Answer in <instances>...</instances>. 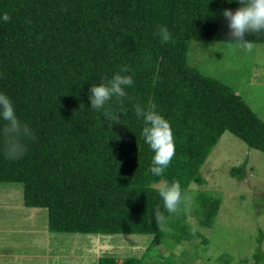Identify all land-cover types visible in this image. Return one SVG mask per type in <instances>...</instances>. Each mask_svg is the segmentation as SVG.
Segmentation results:
<instances>
[{
  "label": "trees",
  "instance_id": "1",
  "mask_svg": "<svg viewBox=\"0 0 264 264\" xmlns=\"http://www.w3.org/2000/svg\"><path fill=\"white\" fill-rule=\"evenodd\" d=\"M239 6L237 0H0V17L10 16L0 19V93L34 136L24 141V156L10 160L0 132V181L20 183L23 205L44 209L54 234H142L151 247L163 237H187L183 213L165 212L171 232L158 230L153 211L164 209L153 185L175 179L184 192L204 183L200 166L223 131L264 153V122L229 86L185 61L190 40L229 41L222 12ZM159 25L170 32L169 42L156 34ZM245 39L262 42L264 33ZM125 65L132 71L121 74L134 82L123 103L113 96L93 109L91 85ZM149 102L170 123L175 144L161 177L149 171L154 153L133 107ZM105 109L119 122L108 121ZM218 201L198 193L191 212L202 226L211 225ZM251 257L264 261L258 245ZM97 262L117 264L112 256ZM119 264L146 263L128 256Z\"/></svg>",
  "mask_w": 264,
  "mask_h": 264
},
{
  "label": "rangeland",
  "instance_id": "2",
  "mask_svg": "<svg viewBox=\"0 0 264 264\" xmlns=\"http://www.w3.org/2000/svg\"><path fill=\"white\" fill-rule=\"evenodd\" d=\"M253 45L251 52H244L228 42L190 40L185 61L229 86L264 122V40ZM199 171L204 183H191L184 192L193 197L191 210L199 192L218 198L210 226H202L200 217L190 210L184 218L189 228L187 237L179 242L163 237L151 247L150 236L131 233H61L49 237L46 212L38 208L43 215L38 213L35 226H40L39 230L44 227V231L36 233L38 249L31 251L38 253L34 255L37 264H48V260L49 264H98L101 256H112L117 264L128 256L141 257L146 264H264L251 257L257 245L264 253V153L248 148L230 132L223 131ZM7 185L13 193L15 217H19L21 184ZM193 229L197 236L190 234ZM27 244L25 241L23 247Z\"/></svg>",
  "mask_w": 264,
  "mask_h": 264
},
{
  "label": "clouds",
  "instance_id": "3",
  "mask_svg": "<svg viewBox=\"0 0 264 264\" xmlns=\"http://www.w3.org/2000/svg\"><path fill=\"white\" fill-rule=\"evenodd\" d=\"M240 5L235 11L224 9L222 14L228 22L230 45L244 52H251L254 45L250 40L245 39L246 33L261 34L264 33V0H237ZM4 22L9 21L10 16L4 13L0 17ZM162 43L169 42L171 34L167 27L159 25L156 30ZM132 71L127 65L121 67L120 71L115 73L111 79L104 78L99 84H93L90 87V106L99 110L104 108L113 96L123 103L121 98L126 97L125 88L133 84ZM135 115L143 120L141 135L154 153L149 171L156 177L163 176L165 170L175 155V144L170 123L156 111V105L149 102L147 106L139 103L133 105ZM104 116L111 123L119 122L120 116L113 114L107 109ZM0 120L3 127L0 129L3 137V153L7 159L18 160L24 156L27 151L26 139H34L30 127L22 122L16 115L14 106L10 98L0 93ZM164 211L157 206L153 211V216L157 228L162 233H170L168 227V214L180 215L188 214L191 210L193 197L187 192H182L180 182L173 179L171 182L162 180L156 186ZM193 231H195L193 229Z\"/></svg>",
  "mask_w": 264,
  "mask_h": 264
},
{
  "label": "crops",
  "instance_id": "4",
  "mask_svg": "<svg viewBox=\"0 0 264 264\" xmlns=\"http://www.w3.org/2000/svg\"><path fill=\"white\" fill-rule=\"evenodd\" d=\"M8 183L16 182L0 181V264H24L22 261L25 260L27 262V259L31 260L30 264H37L38 260L34 255L38 253H33L31 251H37L38 249L37 246H35L38 242L36 233L43 234L44 231V227L39 230L38 228H40V226H35L37 224L38 213H40L41 216L43 213L37 210V207L23 205L21 199L19 217H15L16 205L13 203L12 191L7 187L9 186L7 185ZM5 196H9V198L6 199ZM2 200H7L9 203ZM45 229L49 237L54 235L53 232L47 229V226H45ZM25 241L28 243L26 248L23 247ZM49 253L48 251V255H50ZM40 255L43 258L44 254L40 253ZM21 257L24 259H21ZM48 259L52 258L48 256ZM70 262L75 264L74 261Z\"/></svg>",
  "mask_w": 264,
  "mask_h": 264
}]
</instances>
